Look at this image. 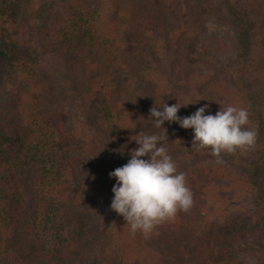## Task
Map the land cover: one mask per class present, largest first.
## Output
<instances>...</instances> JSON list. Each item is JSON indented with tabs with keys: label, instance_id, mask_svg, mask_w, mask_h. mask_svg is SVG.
<instances>
[{
	"label": "trees",
	"instance_id": "1",
	"mask_svg": "<svg viewBox=\"0 0 264 264\" xmlns=\"http://www.w3.org/2000/svg\"><path fill=\"white\" fill-rule=\"evenodd\" d=\"M214 18L224 35L210 34ZM41 55L85 101L83 123L108 149L105 172L66 130L70 113L50 111ZM185 101L205 114L247 109L256 142L232 159L251 206L224 229L210 222L204 188L218 185L223 153L193 147L192 129L165 122L194 203L147 237L132 234L110 208L109 172L128 162L136 133L164 131L153 106ZM242 246L264 264V0H44L32 11L0 0V264H244Z\"/></svg>",
	"mask_w": 264,
	"mask_h": 264
},
{
	"label": "clouds",
	"instance_id": "2",
	"mask_svg": "<svg viewBox=\"0 0 264 264\" xmlns=\"http://www.w3.org/2000/svg\"><path fill=\"white\" fill-rule=\"evenodd\" d=\"M180 107L177 103L169 106L165 102L159 107L153 106L149 116L154 127L164 131L136 133L132 140L137 147L131 149L128 162L109 172V177L116 181L110 208L124 218L132 234L139 231L147 237L157 225L172 220L178 211H189L194 203L186 175L178 171L164 145L168 141L165 122L192 129V145L198 149L209 148L211 155L217 157L223 152L252 147L256 142L257 132L246 127L249 113L245 108L222 105L213 115L205 114L208 107L205 105L181 117Z\"/></svg>",
	"mask_w": 264,
	"mask_h": 264
},
{
	"label": "rangeland",
	"instance_id": "3",
	"mask_svg": "<svg viewBox=\"0 0 264 264\" xmlns=\"http://www.w3.org/2000/svg\"><path fill=\"white\" fill-rule=\"evenodd\" d=\"M44 0H25V3L30 8V10L38 9ZM210 27V34L217 32L220 28L224 33H226V30H229L228 27L222 26V24L216 20L215 18L212 19L209 23ZM231 34V33H230ZM228 35V34H227ZM42 58L44 55H41ZM44 59V68L42 69V77L44 80H46L47 84V92L49 95V109L50 111H55L56 109H59V111L62 108L66 109V113H70L67 117V120L65 121V128L66 130H72L73 135L75 137V140L80 148L82 150L86 151V154L88 155L89 159L94 156L97 157L96 165H100L101 170L105 172L106 169V160L108 157V149L105 144V139L101 137L96 130L88 128L83 123V115H82V107L84 105V100H82L78 103L77 101H74L73 98L68 94V92L65 89V85L61 79V77L57 76L53 71L52 67L49 65V60H46V57ZM188 101H185L179 105H181L178 115L183 117L190 115L194 113L196 110L190 109V105L187 104ZM187 104V105H185ZM95 142L98 143V147L95 151V154H93V146ZM100 142V144H99ZM193 147L195 145H192ZM191 148V146L189 147ZM239 151L246 152V148H238ZM193 154H197L198 150L192 151ZM232 153L223 152L224 159L220 158L217 159L220 162V169H219V176L220 181L218 185H214L213 187L204 188V190L208 191V207L206 208V211L208 212V218L210 219V222H214L218 225V228L222 227L224 229L226 224L231 223V218L237 214L238 212L242 211L245 207L251 206V194L246 190L243 189V186H241L238 181L235 179L234 172H237V161L235 159H232L233 157ZM219 158V157H218ZM88 162H86V165L81 166L78 170L82 173H86V176L92 172V168L88 167ZM235 168L233 169L232 166ZM226 166L230 169H227ZM96 169V166H95ZM223 170V171H222ZM227 170L232 171L230 174L226 173ZM223 172V173H222ZM230 175V177H229ZM203 186L201 187V189ZM221 189L219 193H221V200H219V193L218 194H212L213 192H216L217 189ZM214 205L215 209L210 210V206ZM97 225L102 222L97 219L96 220ZM102 229H104L102 227ZM223 242H221L222 244ZM237 246V244H235ZM240 251H237V255H239V260L242 261L244 264H252L254 261L257 260V253L252 251L251 249L247 248L246 246L239 247Z\"/></svg>",
	"mask_w": 264,
	"mask_h": 264
}]
</instances>
